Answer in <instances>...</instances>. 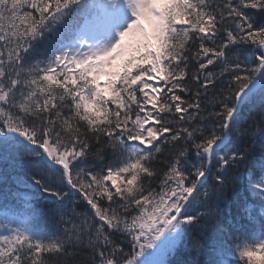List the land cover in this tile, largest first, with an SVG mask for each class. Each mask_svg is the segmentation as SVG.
Wrapping results in <instances>:
<instances>
[{
    "label": "snow or ice",
    "instance_id": "6c2138e0",
    "mask_svg": "<svg viewBox=\"0 0 264 264\" xmlns=\"http://www.w3.org/2000/svg\"><path fill=\"white\" fill-rule=\"evenodd\" d=\"M0 208V264H264V0H0Z\"/></svg>",
    "mask_w": 264,
    "mask_h": 264
},
{
    "label": "trees",
    "instance_id": "16d2710c",
    "mask_svg": "<svg viewBox=\"0 0 264 264\" xmlns=\"http://www.w3.org/2000/svg\"><path fill=\"white\" fill-rule=\"evenodd\" d=\"M259 104V98H255L253 103L245 108V117L251 118L252 116L256 115L257 109L256 106ZM20 191H23V195L26 198L31 197L34 201H39L38 206H43L48 203V201L40 199L38 196H35L34 193L30 190L25 188L23 185H20L17 192V198L20 199V195L18 194ZM9 205H13V202L9 203Z\"/></svg>",
    "mask_w": 264,
    "mask_h": 264
}]
</instances>
